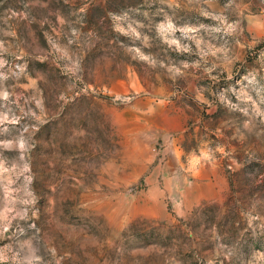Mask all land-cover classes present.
I'll return each mask as SVG.
<instances>
[{
    "label": "rangeland",
    "instance_id": "374dc122",
    "mask_svg": "<svg viewBox=\"0 0 264 264\" xmlns=\"http://www.w3.org/2000/svg\"><path fill=\"white\" fill-rule=\"evenodd\" d=\"M0 264H264V0H0Z\"/></svg>",
    "mask_w": 264,
    "mask_h": 264
}]
</instances>
